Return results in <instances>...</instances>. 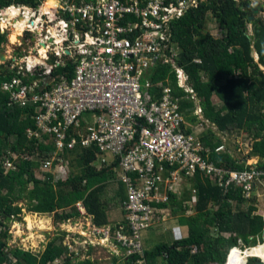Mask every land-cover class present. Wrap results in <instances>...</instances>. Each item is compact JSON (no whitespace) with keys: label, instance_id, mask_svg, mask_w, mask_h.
Listing matches in <instances>:
<instances>
[{"label":"built area","instance_id":"obj_1","mask_svg":"<svg viewBox=\"0 0 264 264\" xmlns=\"http://www.w3.org/2000/svg\"><path fill=\"white\" fill-rule=\"evenodd\" d=\"M33 1L37 4L0 9V19H10L9 24L26 20L17 52L6 66L15 76L1 90L9 94V104L32 107L38 131L29 130V136L45 137L53 145L44 171L68 166L61 157L65 151L94 148L97 170L111 167L126 195L125 224L99 227L89 220L79 238L112 246L125 259L144 254L145 233L164 212L153 204L167 202V196L161 198L163 190L180 192L182 182L197 172L218 187L233 185L243 189L245 198L253 196L264 171L256 166L244 171L217 167L204 156L210 150L180 108L181 100H193L202 112L176 62L170 24L207 0ZM42 1H52L54 12L44 11ZM160 64L171 65L185 97L152 83L151 74ZM154 87L158 95L148 91ZM217 151L225 152V145ZM4 167L15 168L10 161ZM74 207L88 217L82 201Z\"/></svg>","mask_w":264,"mask_h":264},{"label":"trees","instance_id":"obj_2","mask_svg":"<svg viewBox=\"0 0 264 264\" xmlns=\"http://www.w3.org/2000/svg\"><path fill=\"white\" fill-rule=\"evenodd\" d=\"M13 3L37 4L33 0H0V7ZM208 12L219 19L220 37L203 31ZM254 12L250 0H207L173 21L170 31L172 42L176 44L173 46L178 48L176 62L188 76V83L200 100L203 117L221 133L242 131L250 136L253 144L247 160L259 157L256 168L264 171V17L250 19ZM249 22L254 23L252 38L248 32ZM6 42L7 36L0 32V52ZM14 76L9 74L6 66H0V190L5 191L4 195L0 193V264H55L66 248L50 244L39 256H33L21 248L10 249L7 246L5 239L9 228L5 222L22 213V208L16 203L27 200L28 211L56 214L82 200L94 225L109 226V217L100 197L105 183L111 175L115 176V172L111 167L97 170L94 148H76L61 154L70 168L73 167L67 157L75 158L79 174L70 172L65 181L57 182L60 194L54 190L56 187L51 183V174H45L47 179L44 180L36 178L34 171L40 161L49 159L54 149L52 144L45 143V137L29 136V130L38 131L31 118L35 113L32 107L11 105L9 94L1 92L2 83ZM151 81L169 87L175 97L186 96L177 87L176 74L170 64L156 67ZM214 96L220 104L213 102ZM194 107L193 100L180 102L181 111L186 114ZM201 141L210 150L204 156L217 167L233 171L252 168L253 165L235 158L228 151L218 152L217 148L225 144L221 138L206 136ZM32 156H36L37 161L31 160ZM7 161L15 168L7 170L4 167ZM189 180L194 183L197 197L194 205L196 215L185 220L189 222V225L186 223L189 235L173 242L162 241L151 249H145L142 255L126 258L125 264H133L137 260L145 261L144 264H228L227 256L232 249L245 250L264 244V218L257 213L255 197L245 198L243 189L233 185L218 187L201 172ZM118 197L122 204L126 195L121 182ZM171 203L179 205L174 209L175 213L179 209L184 212L187 209L176 194H170ZM153 205L168 207V203ZM58 215L62 222L67 217L79 216V213L74 209L69 215ZM123 216L121 224H125ZM5 227L7 231L2 232L1 228ZM212 229L217 233H212ZM224 234H229V237ZM89 260L80 264H94ZM259 261L252 257L248 264Z\"/></svg>","mask_w":264,"mask_h":264},{"label":"rangeland","instance_id":"obj_3","mask_svg":"<svg viewBox=\"0 0 264 264\" xmlns=\"http://www.w3.org/2000/svg\"><path fill=\"white\" fill-rule=\"evenodd\" d=\"M250 1L256 10L254 14L251 15L254 16V19L252 20L263 18L264 0ZM9 20L10 19L8 18L2 21L0 19V32L2 34H5L8 38V42L2 45V51L0 52V66L7 67H9L10 65L11 56H14L16 54L18 45L21 42V38H17L16 41L11 40L10 35L14 30L13 27L10 26ZM203 31H208L214 36H219V33L221 32L219 19H217L211 12H208L206 14ZM248 32L252 38L254 34V23L249 22ZM19 37H22V35ZM255 57L258 58L257 55ZM262 69L264 70V67H262ZM213 102L215 104H220V101L216 96L213 97ZM196 104L200 105V101L198 100ZM198 107L195 106L194 108H191V110H189L190 113L187 114V123L195 136L200 140L206 136H214L216 138L219 137L224 141L226 151L232 154L235 158L247 159L252 149V138L242 131H234L230 133L219 132L216 126L211 124L203 117V113L199 110ZM13 155L14 157H16L15 154ZM67 159L71 162L73 168H68L67 165H64L63 163L61 167L57 166L52 168V173L45 172L42 168L45 160L40 161L39 167L34 171L36 178L41 180L47 179V176L45 174L49 173L52 175L51 183L56 187L57 182L65 181L67 179H64L65 176H63L66 173L67 168L69 170V173L73 172L76 175L79 174V167L75 162V158H73V156H68ZM31 160L37 161V157L32 156ZM259 160L258 158L255 159L253 157L247 160V164L254 165L255 163L259 162ZM262 184H256V189L253 193V197L257 192L264 191V181ZM193 185L194 183L192 180H188L180 185L179 188L183 192V201L180 200V202H182L183 205L187 206L188 203L193 200L192 196L195 195L193 192ZM118 186L119 183L117 176L111 175L108 181L105 183V189L100 197L102 203L105 205L104 208L108 214L110 223H113L114 221L117 222L121 220V218H124L121 207V198L118 197ZM29 188L31 189V186ZM58 188L59 187H56V189H54L57 195L60 194ZM0 193L4 195L5 191L0 190ZM189 204L193 206V209L188 210L189 207H187L185 212L179 209L178 212L175 213L174 209L179 205L177 203H171L168 209H166L163 213L157 215V218H159V222L158 226L156 227V232L158 233L159 237L155 239L152 238V240H150V244H147V249H151L153 246L161 243L162 241L173 242L176 239L185 238L187 227H189V222H185L186 217L196 215L193 202H190ZM16 206L22 208V213L19 214L16 218H12L10 221L5 222V224H7L9 228L8 231L6 227L5 229L1 228L2 232L4 230L7 231L8 237L5 239V241L7 242V246L10 247V249L21 248L24 251L30 252L33 256H39L44 252L48 245L56 244L57 246L66 248V252L61 256V258L56 260L55 264H65L68 260V263L72 262L71 264H80L84 263V261H87L86 259H90L94 262V264L125 263L124 255H116V253L114 252L115 249L112 246L106 248L99 245H92L88 240L84 241L81 237L78 238L79 235L78 237H73L72 234L66 235L65 232H62V230H64L73 232L75 235H77L80 233L82 234V230L87 227L89 221L88 218L86 216L83 217L80 214L79 216L67 217V219L62 220V222L59 220L58 217L60 216L58 214H62L64 216L73 213L75 209L74 205L70 207H64L54 215L52 213L35 214L31 211H28L27 200L19 201V203H16ZM186 223L188 225H186ZM182 226L186 227L184 228L183 234L180 231ZM212 233L216 234L217 230L212 229ZM224 236L229 237V235L226 234H224ZM69 244L71 245L70 250L68 249ZM83 245L88 249L84 248ZM240 245L242 246L243 244L240 243ZM240 249L242 251H245L243 248H236L232 250L231 254H233H230L232 257L229 260L230 264H232L233 262V257L236 254L234 251L236 250H239L243 255L246 254L247 257L258 256L255 254L249 255L246 251L242 253ZM160 262L161 261H159V263ZM249 262L250 257L247 258L245 263L248 264ZM256 264L259 263L256 262Z\"/></svg>","mask_w":264,"mask_h":264},{"label":"crops","instance_id":"obj_4","mask_svg":"<svg viewBox=\"0 0 264 264\" xmlns=\"http://www.w3.org/2000/svg\"><path fill=\"white\" fill-rule=\"evenodd\" d=\"M255 159H257L258 158V160H259V157H254ZM258 163V162H257ZM257 163H255L253 166H256L257 165ZM189 179H187V180H184L183 182H182V184L184 183V182H186V181H188ZM263 185V184H262ZM256 189V188H255ZM255 191V190H254ZM176 194L178 197H179V200H182L183 199V192L181 191V189H180V192L178 191H172V190H163V192H162V195H161V198H164V197H168V201L167 202H159V203H168V207H165L163 210L165 211L166 209H168L169 207H170V194ZM185 193V192H184ZM194 195V194H193ZM255 196V198H256V207H257V210H258V214L259 215H261V216H263V218H264V191L263 192H257L256 194H254ZM192 201H190V202H193V204L195 205V203H196V201H197V197H196V195H194V196H192ZM189 202V203H190ZM188 203V205L186 206V205H184V207L185 208H187V207H189V209L188 210H190V209H193V206L191 205V204H189ZM156 204H158V203H156ZM159 208H161V207H159ZM123 211V210H122ZM36 214V213H35ZM123 219L121 218V220H119V221H114L113 223H110V225L109 226H116L117 224H120L121 223V221H122ZM158 226V223L153 227V228H151L150 230H148L146 233H145V240H144V242H145V247H146V249H147V244H150V240H152V238L153 239H155V238H158L159 237V235H158V233L156 232V227ZM184 228H186L185 226H182V228H181V233L183 234L184 232ZM189 235V227H187V231H186V233H185V237L186 236H188ZM226 235H229V234H226ZM169 242V241H168ZM260 245V244H259ZM251 249V248H250ZM241 250V249H240ZM249 250V249H248ZM247 251V250H246ZM115 252V251H114ZM241 252H243L242 250H241ZM88 253V252H87ZM116 253H118L119 254V252L118 251H116ZM245 256H246V254H244ZM249 257H251V256H249ZM86 260H88V259H86ZM56 262V261H55ZM72 262H70V263H68V264H71ZM125 264V263H124Z\"/></svg>","mask_w":264,"mask_h":264},{"label":"bare ground","instance_id":"obj_5","mask_svg":"<svg viewBox=\"0 0 264 264\" xmlns=\"http://www.w3.org/2000/svg\"><path fill=\"white\" fill-rule=\"evenodd\" d=\"M41 7H42V9L45 11V10H47V11H52V12H54V8H53V6H52V1H42L41 2ZM14 11V10H13ZM16 13H13V15H15ZM5 24H7V23H5ZM25 21L24 20H22V22H15V23H13V24H10V26H12L13 27V30L14 31H12V33H11V35H10V38H11V40L12 41H16L17 40V38H20L19 36H21L22 35V33H23V30H24V28H25ZM8 27H9V25H8ZM148 91L150 92V94H156V92L158 91L159 92V90L157 89V88H151V89H148ZM263 181H264V179H263ZM263 181L260 183V184H262L263 183ZM81 232V231H80ZM233 250V249H232ZM232 250H231V252H232ZM246 251V250H245ZM245 251H243V252H245ZM236 254L234 255V257H233V262H232V264H244L245 262H246V260H247V258H249V257H247V256H245V255H243V254H241L240 253V251L239 250H236V251H234ZM242 252V253H243ZM247 252V254H249V255H252V254H255V255H258V256H251V257H259V258H261V260H263L264 261V244H260V245H257V247L256 246H254V247H252L251 249H249V250H247L246 251ZM231 253H229V257H227V262H228V264H230V258L232 257L231 255L233 254H231ZM116 255H119L118 253H116Z\"/></svg>","mask_w":264,"mask_h":264},{"label":"clouds","instance_id":"obj_6","mask_svg":"<svg viewBox=\"0 0 264 264\" xmlns=\"http://www.w3.org/2000/svg\"><path fill=\"white\" fill-rule=\"evenodd\" d=\"M20 5H25V4H21V3H19ZM12 5H18V3H13V4H11L10 6H12ZM10 6H8V7H10ZM5 8H7V7H5ZM5 8H1L0 7V9H5ZM4 20V19H3ZM24 21H26L25 19H23ZM2 21V20H1ZM18 22H22V20H19ZM26 23V22H25ZM258 57V56H257ZM258 59V58H257ZM4 83V82H3ZM1 92H2V90H1ZM225 145V144H224ZM226 152V151H225ZM246 163H247V159H243ZM253 165V164H252ZM68 168H69V164H68V166H67ZM68 168H67V171H66V173L63 175V176H65V178L64 179H66V178H68V173H69V170H68ZM51 171H52V169H51ZM51 171H45V172H49V173H52ZM60 174V173H59ZM194 191H196L195 189H193V192ZM195 195H196V193H194ZM79 201H82V200H79ZM78 202V201H77ZM83 203V202H82ZM75 205V204H74ZM121 207H122V204H121ZM85 208V207H84ZM161 209H164V208H161ZM123 210V209H122ZM36 214H38V213H36ZM54 215V214H53ZM123 215H124V211H123ZM88 220H90L91 222H92V217L89 215L88 217ZM12 219V218H11ZM93 223V222H92ZM97 226V225H96ZM99 227H103V226H99ZM62 232H65V231H63L62 230ZM66 233V232H65ZM75 237H78V235H76ZM79 238V237H78ZM90 247V246H89ZM250 248H252V247H250ZM250 248H246L245 250H248V249H250ZM86 249H88V248H86ZM230 253H231V251H230ZM227 257H229V255L227 256ZM250 258H252V257H250ZM254 258H257V259H259L260 261H261V258H259V257H254ZM246 264V263H245Z\"/></svg>","mask_w":264,"mask_h":264},{"label":"water","instance_id":"obj_7","mask_svg":"<svg viewBox=\"0 0 264 264\" xmlns=\"http://www.w3.org/2000/svg\"><path fill=\"white\" fill-rule=\"evenodd\" d=\"M253 9H255L254 6H253ZM255 11H256V10H255ZM250 19H254V16H250ZM258 263H259V264H264V261L261 260V261H259Z\"/></svg>","mask_w":264,"mask_h":264}]
</instances>
